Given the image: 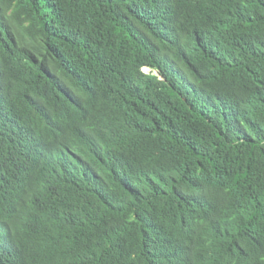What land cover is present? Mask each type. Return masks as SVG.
<instances>
[{"label": "trees", "instance_id": "trees-1", "mask_svg": "<svg viewBox=\"0 0 264 264\" xmlns=\"http://www.w3.org/2000/svg\"><path fill=\"white\" fill-rule=\"evenodd\" d=\"M0 264H264V0H0Z\"/></svg>", "mask_w": 264, "mask_h": 264}, {"label": "rangeland", "instance_id": "rangeland-1", "mask_svg": "<svg viewBox=\"0 0 264 264\" xmlns=\"http://www.w3.org/2000/svg\"><path fill=\"white\" fill-rule=\"evenodd\" d=\"M145 71H147L148 69L147 68H143Z\"/></svg>", "mask_w": 264, "mask_h": 264}]
</instances>
